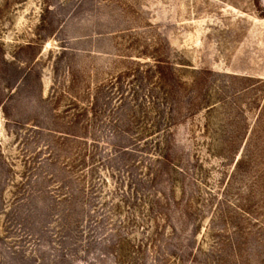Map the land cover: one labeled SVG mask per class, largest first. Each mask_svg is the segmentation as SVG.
Here are the masks:
<instances>
[{"label": "rangeland", "instance_id": "1", "mask_svg": "<svg viewBox=\"0 0 264 264\" xmlns=\"http://www.w3.org/2000/svg\"><path fill=\"white\" fill-rule=\"evenodd\" d=\"M0 264H264V0H0Z\"/></svg>", "mask_w": 264, "mask_h": 264}]
</instances>
